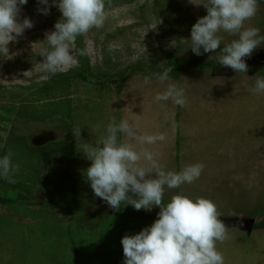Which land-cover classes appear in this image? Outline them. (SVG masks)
Returning <instances> with one entry per match:
<instances>
[{
	"label": "rangeland",
	"instance_id": "1",
	"mask_svg": "<svg viewBox=\"0 0 264 264\" xmlns=\"http://www.w3.org/2000/svg\"><path fill=\"white\" fill-rule=\"evenodd\" d=\"M49 6L47 15L38 11L45 5L37 0H28L21 6L18 21L28 18L33 26L9 42L7 54H0V157L7 155L2 149L8 142L24 137L34 146H44L43 153L51 142L57 145L65 141L64 150H61L66 157L72 149L67 140L71 132L66 125L71 119L75 129L80 130L79 139H75V161L59 167L58 158L48 163L40 158L39 165L31 170L37 177L62 179L66 189L75 184L70 179L74 177L79 200L84 205L58 220H52L53 213L44 210V218L37 221L7 214L0 207V264H75L80 254L88 256L80 257L78 264H93L98 256L103 260L107 246L103 247L101 240L108 236L100 234L97 228L104 223L114 226L113 220L112 223L108 220V213L114 209L93 194L84 176L91 161L81 148L99 143L109 123L116 124L125 118L132 124L133 117L138 121L146 120V125L155 131L152 135L164 137L152 144L127 140L140 147L135 149L137 152H151L155 163L165 171L178 172L193 163L203 165L197 180L176 189L165 188L163 201L168 202L176 194L211 200L217 206L227 233V239L216 244L224 264H264V229L253 228L249 232L247 226L240 227L230 221L253 219L256 223L264 220V94L255 95L249 91L256 79L254 75L264 77V61L245 58L247 75L220 65V70L216 71L191 69L180 78H171L184 90V106L170 100L157 102L154 97L163 88L155 79L157 72L149 67L160 69L169 55L197 56L188 48L186 40L190 38L191 26L206 15V9L190 0H105L102 27L82 35L85 59L80 60L76 52L75 38L72 45L75 63L55 74L74 72L82 64L94 75L134 73L122 82V86L117 83L86 84L76 79L70 95L60 88L48 91L45 83L52 74L43 69L40 52L47 47L43 42L45 33L54 30L53 23L61 18L51 0ZM176 11L180 16H174ZM245 27H257L264 36V0L258 3L256 15L245 21ZM218 35L222 37V45L236 38L222 31ZM255 51L264 53V44ZM201 52L199 56L203 60H215L213 52ZM136 64L145 66L146 70L133 71L130 66ZM146 76L150 77L147 84L144 83ZM7 106L16 107L12 115L5 111ZM57 106L70 119L61 112L49 115ZM136 131L139 135H151L142 127ZM117 138L121 141L122 134L118 133ZM12 148L18 152L14 146ZM19 151L16 163L18 173L22 174V170L33 163L28 164V159L34 160L35 156L23 146ZM140 164L151 166L143 159ZM35 191L41 193L38 189ZM8 192L7 188L0 187V196ZM124 203L120 205L122 208L130 207ZM158 211L154 206L147 213L157 215ZM255 212L258 215L252 217ZM153 221L148 218L134 220L133 232L128 234L138 233ZM112 242V249L119 244ZM110 255L108 253V257ZM113 261L118 264L119 254Z\"/></svg>",
	"mask_w": 264,
	"mask_h": 264
},
{
	"label": "clouds",
	"instance_id": "2",
	"mask_svg": "<svg viewBox=\"0 0 264 264\" xmlns=\"http://www.w3.org/2000/svg\"><path fill=\"white\" fill-rule=\"evenodd\" d=\"M27 2L0 0V54H7L9 42L33 26L28 18L18 21L20 8ZM37 2L45 5L38 11L47 15L49 0ZM190 2L203 5L206 15L199 17L191 26L190 38L186 40L190 45L188 48L197 56L202 54L201 50L203 53L213 52L220 66L247 75L245 58L258 53L253 51L264 44V36L257 27H245V21L256 15L261 0ZM51 5L58 9L61 18L54 24V30L45 33L43 42L47 47L40 52V56L43 57V69L55 74L75 63L72 55L75 38L90 29L102 27L105 0H51ZM221 31L236 38L222 45V37L218 35ZM218 47L220 50L216 52ZM160 65V70L154 76L163 91L157 93L154 100H170L175 105L184 106V90L169 75L172 67L163 63ZM254 76L256 79L249 91L255 95L264 94V77L258 74ZM149 82L150 77L146 76L144 83ZM72 132L79 139L80 130L74 129ZM118 133L128 140L146 144L163 140L164 137L138 136L134 126L122 118L118 124L109 123L106 126V135L99 143L86 144L81 148L91 161L84 170V176L96 197L113 209L123 202L135 210L151 211L154 206L159 208L157 218L149 226L136 234L121 237L123 264H224L216 244L227 239V233L214 202L204 197L176 194L167 203H162L165 188L176 189L197 180L203 165L193 163L183 166L178 172L165 171L155 163L151 152L145 150L140 153L130 143L118 141ZM142 159L151 166H142ZM18 170L19 165L11 162L10 154L0 157V178L15 183L12 177Z\"/></svg>",
	"mask_w": 264,
	"mask_h": 264
},
{
	"label": "trees",
	"instance_id": "3",
	"mask_svg": "<svg viewBox=\"0 0 264 264\" xmlns=\"http://www.w3.org/2000/svg\"><path fill=\"white\" fill-rule=\"evenodd\" d=\"M176 15L180 16V14H178L177 11L176 13H174V16ZM56 22H54L53 25ZM76 43H77L76 52L78 53L80 60L83 57L84 60L86 57V51H84L82 35L76 37ZM82 65H80V67L74 72L52 74L50 76V79L45 83V86L48 87L47 90L52 91L54 89L58 90L57 88H60L61 90H63L64 93H69L68 95H70L72 93L71 90L72 84L76 79L86 84L104 85L108 83V85H110L117 83L118 86H122V82H125L129 78L128 76L134 73V72H128V74H126L127 72L123 71L119 75L116 74L114 75L110 73L108 74L99 73L98 75H94V73L91 71L89 67L86 66L82 67ZM165 66L172 67L173 69L172 72H170L169 74L170 78H180L182 73L188 72L194 68L199 70H209V69L215 71L220 70L219 64L216 63L215 60L205 61L200 56L182 57L179 55H169ZM130 68L133 71H135V69L140 70V73L146 70V67L142 66L141 64L132 65L130 66ZM149 68L153 69L156 72L160 70L159 68H156V66H151ZM126 70H128V68ZM71 104L72 103L70 101L69 105L71 106ZM4 109L5 111L7 110L8 113L12 115L16 107L7 106ZM62 111L63 109L58 108L57 106V109L54 110L49 115H53L55 113L61 112V114L65 118L70 119V117L65 116V114ZM48 113H50V111ZM18 114H20V112H18ZM7 117L8 119H10V115H8ZM66 125L68 126L67 128L70 129L71 132V133L68 132L67 140H69V143L72 145L71 147L72 149H70L69 153L67 154L65 152L66 157L64 156V153H62V150H64L65 141H63L62 144H57V145L51 142L50 143L51 145H49L47 148L48 149L47 152L45 151L44 153H43L44 146H39V147L34 146L25 137L13 139V141L8 142L6 146L2 149L6 154H10L11 162L16 165L18 164V162L16 163V158H18V154H20L19 149L22 146L26 151L28 152L32 151L34 153L33 157L35 156L34 160L28 159L29 160L28 164H30L31 161H33L35 165H33V163L30 164L27 169L22 170L23 171L22 174H19L18 172L13 174L12 178L15 180V183H8L5 179L0 178V187L7 188L8 191H10L5 196H0V207L5 213L15 214L18 215L19 217L31 218L37 221L39 219L44 218L45 216L44 210H45V211H49L51 214L53 213L54 217L52 220H58L60 217H63L64 215L73 214L76 210H78L84 205L83 202L79 200L77 183H76L77 180L74 177H71L70 179L74 181L75 184H73L72 187L66 189L63 186L62 179L54 180V178H52L51 176L37 177L36 175L34 176L35 173L33 172V170H31L32 168L36 169V167L39 165L38 160L40 158L43 160H47V163L54 160L55 158H58L59 164L57 166L59 167L65 166V164H69V161H71V163L75 161L76 137L72 132L75 129V125L71 119L69 123H67ZM19 140H21V142ZM54 145L55 147H53ZM12 146H14L18 150V152H15ZM32 172L33 174H31L32 175L31 176L30 173ZM36 189L40 190L39 192L41 193H37L35 191ZM263 189H264V183H263ZM129 195H131V193H129ZM163 202L164 201L162 200V203ZM84 213H86L85 215H89L88 212L84 211ZM256 215H258L257 212L251 214L252 217ZM48 217L51 219L50 215H48ZM138 218L139 219L148 218L155 220L157 218V215L154 214L153 212L147 213V211L145 210H135L131 205L130 207L127 208H122L121 206H119L118 208L108 213V220H111V223L113 220L114 226L111 227L110 223L109 224L101 223L102 225H100L97 228V229L100 228V234L103 233V236H105V234L108 236L101 240L102 246L103 247L107 246V248H104L105 257L103 258V260H100L101 257L98 256L97 257L98 261L101 262L96 263L98 262L97 259L96 261L93 259V264H104V263L115 264L113 259L114 257H116L117 254H119L118 264H123V259H124V258L122 259L123 251H122V245L119 242V240L125 234L129 235L128 234L129 231L133 232L131 230L132 225H135L133 224V222ZM72 219L76 220L77 218H72ZM255 229L256 230L264 229V220L256 222L254 224V230ZM117 236L119 237L116 238ZM113 240L116 242V244H118V242L119 244L116 247H113L112 249V244H114L112 242ZM108 253L111 254L109 257H108ZM87 256L88 255L80 254L77 260L80 257H87ZM77 260H75V264H78Z\"/></svg>",
	"mask_w": 264,
	"mask_h": 264
},
{
	"label": "crops",
	"instance_id": "4",
	"mask_svg": "<svg viewBox=\"0 0 264 264\" xmlns=\"http://www.w3.org/2000/svg\"><path fill=\"white\" fill-rule=\"evenodd\" d=\"M160 92L162 91V89H160L159 90ZM158 91V92H159ZM153 104V103H152ZM151 105V104H150ZM135 115H137V114H135ZM129 117H131V120H132V115H130ZM134 119L132 120V124H133V122L134 121H137L136 122V124H133V126L135 125L136 126V130H139V128L140 127H142V128H144L145 130H147V134L149 133H151V135L152 134H155V131H153V129L150 127V126H147L146 125V120L144 121V119L143 118H141L139 121L138 120H136V117H133ZM150 120H152V119H150ZM116 124H118V123H116ZM138 136H139V134H138ZM128 139L126 138V137H124L123 136V134H122V138H121V141H123V142H126V143H128V141H130V140H128ZM130 143V142H129ZM131 145H132V147L134 148V149H139L140 147L138 146V145H134V144H132V143H130ZM142 149V148H141ZM175 150V149H174ZM174 153V152H173ZM175 153H176V151H175ZM172 154V153H171Z\"/></svg>",
	"mask_w": 264,
	"mask_h": 264
},
{
	"label": "water",
	"instance_id": "5",
	"mask_svg": "<svg viewBox=\"0 0 264 264\" xmlns=\"http://www.w3.org/2000/svg\"><path fill=\"white\" fill-rule=\"evenodd\" d=\"M249 59H258L260 61H264V53L262 52L257 53L256 55L249 57ZM233 220H230L231 223H235L237 226L240 227L247 226L249 232H251V230L254 228L255 222L253 219H233Z\"/></svg>",
	"mask_w": 264,
	"mask_h": 264
}]
</instances>
